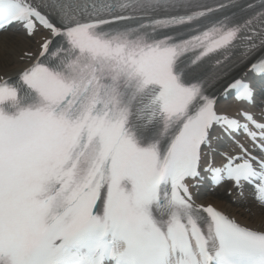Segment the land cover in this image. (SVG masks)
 <instances>
[{
    "label": "snow or ice",
    "instance_id": "1",
    "mask_svg": "<svg viewBox=\"0 0 264 264\" xmlns=\"http://www.w3.org/2000/svg\"><path fill=\"white\" fill-rule=\"evenodd\" d=\"M0 264H264V0H0Z\"/></svg>",
    "mask_w": 264,
    "mask_h": 264
},
{
    "label": "bare ground",
    "instance_id": "2",
    "mask_svg": "<svg viewBox=\"0 0 264 264\" xmlns=\"http://www.w3.org/2000/svg\"><path fill=\"white\" fill-rule=\"evenodd\" d=\"M9 74H11V72H10V73H8V75H9ZM247 203H248V204H250V205H253V204H251V203H250V202H248V201H247Z\"/></svg>",
    "mask_w": 264,
    "mask_h": 264
}]
</instances>
